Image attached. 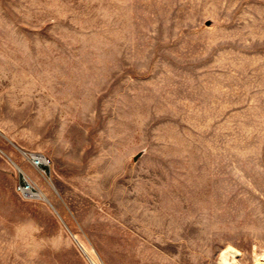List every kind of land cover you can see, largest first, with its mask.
<instances>
[{
	"label": "rangeland",
	"instance_id": "rangeland-1",
	"mask_svg": "<svg viewBox=\"0 0 264 264\" xmlns=\"http://www.w3.org/2000/svg\"><path fill=\"white\" fill-rule=\"evenodd\" d=\"M0 264H264V0H0Z\"/></svg>",
	"mask_w": 264,
	"mask_h": 264
},
{
	"label": "built area",
	"instance_id": "built-area-1",
	"mask_svg": "<svg viewBox=\"0 0 264 264\" xmlns=\"http://www.w3.org/2000/svg\"><path fill=\"white\" fill-rule=\"evenodd\" d=\"M32 161L40 168L43 169L45 173H47V167L51 165L50 159L42 153H30ZM20 191L23 192L25 195L36 196L33 193H39L35 190L34 185L28 181L26 185H20ZM30 191V192H28Z\"/></svg>",
	"mask_w": 264,
	"mask_h": 264
},
{
	"label": "bare ground",
	"instance_id": "bare-ground-1",
	"mask_svg": "<svg viewBox=\"0 0 264 264\" xmlns=\"http://www.w3.org/2000/svg\"><path fill=\"white\" fill-rule=\"evenodd\" d=\"M15 163H16V162H15ZM16 164H17V163H16ZM17 166H18V168H19L20 170L22 169V167H21L20 165L17 164ZM28 192H30V191H28ZM33 194H35L36 196H37V195L39 196L41 193H33Z\"/></svg>",
	"mask_w": 264,
	"mask_h": 264
}]
</instances>
